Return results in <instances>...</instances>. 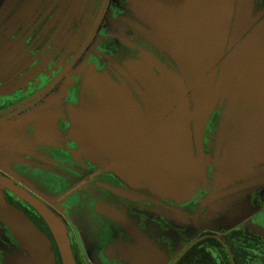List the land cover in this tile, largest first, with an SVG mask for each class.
Here are the masks:
<instances>
[{
    "label": "flooded vegetation",
    "instance_id": "obj_1",
    "mask_svg": "<svg viewBox=\"0 0 264 264\" xmlns=\"http://www.w3.org/2000/svg\"><path fill=\"white\" fill-rule=\"evenodd\" d=\"M230 1L206 111L189 120L199 165L190 190L176 195L93 162L71 134L72 116L97 92L84 89L91 73L128 90L144 115L151 82L142 70L156 79L172 73L193 109L191 89L147 19L128 0H0V174L56 216L74 264H264V149L220 168L232 130L264 96V86L263 96L234 92L243 60L264 77V0ZM0 189L41 235L52 264H62L43 217ZM71 213L90 217L88 244ZM0 264H36L1 220Z\"/></svg>",
    "mask_w": 264,
    "mask_h": 264
},
{
    "label": "water",
    "instance_id": "obj_2",
    "mask_svg": "<svg viewBox=\"0 0 264 264\" xmlns=\"http://www.w3.org/2000/svg\"><path fill=\"white\" fill-rule=\"evenodd\" d=\"M128 1L151 25V36L174 59L191 89L193 109L190 110L189 99L184 96L185 85L172 73L156 79L142 70L145 80L151 82L149 96H142L146 115L128 90L103 74L91 73L84 89L87 92L89 86L94 85L97 92L91 102L82 103L78 113L72 116L71 134L90 160L106 165L125 180L166 194H185L192 185L187 179L199 165L192 154L189 120L203 117L206 111L214 65L226 42L231 1ZM245 1L242 0L244 5ZM244 5L240 6V13L244 12ZM242 52L240 46L239 54ZM247 62L243 60L238 67L242 79L234 92L243 90L252 95L259 92L263 96L259 88L264 86V77H259L262 69H249ZM168 89L172 91L168 92ZM256 106L232 130L221 170L246 162L264 149V96ZM0 185L15 192L38 211L52 232L62 264H74L68 240L56 216L2 174ZM0 220L13 231L36 264H52L41 235L1 189Z\"/></svg>",
    "mask_w": 264,
    "mask_h": 264
},
{
    "label": "rangeland",
    "instance_id": "obj_3",
    "mask_svg": "<svg viewBox=\"0 0 264 264\" xmlns=\"http://www.w3.org/2000/svg\"><path fill=\"white\" fill-rule=\"evenodd\" d=\"M83 207L81 206L79 208L82 209ZM78 213V212H77ZM71 214H74L73 215V223L76 225V227H78L81 231H80V236L81 238L84 240V241H87V244H88V240L90 238V233L91 235L93 236V233L92 232H88L89 230V224L91 222V219L90 217H86V216H77L75 213H71ZM88 216V215H87ZM89 222V223H88Z\"/></svg>",
    "mask_w": 264,
    "mask_h": 264
}]
</instances>
